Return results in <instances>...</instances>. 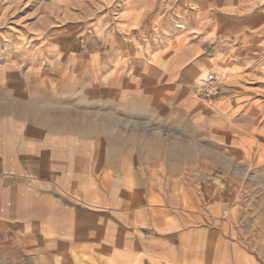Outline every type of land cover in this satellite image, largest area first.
Wrapping results in <instances>:
<instances>
[{
  "label": "crops",
  "instance_id": "1",
  "mask_svg": "<svg viewBox=\"0 0 264 264\" xmlns=\"http://www.w3.org/2000/svg\"><path fill=\"white\" fill-rule=\"evenodd\" d=\"M205 35L193 45L227 67L217 102L226 111L238 103L242 112L264 113L260 51L245 56L241 49L223 52L231 36H223L222 45L223 39L214 43V25ZM207 36L212 40L204 41ZM98 68L91 83L80 81L83 71L67 75L52 66L48 73L66 75L0 84V126L15 130L17 125L16 133L0 137V249L6 253V242L15 251H30L24 258L10 252L0 264H264L240 236L242 225L217 215L230 202L234 217L232 202L243 196L231 177L193 184L186 178V164L170 161L165 139L172 133H158L150 111L146 120L152 131L140 133L135 127L122 129V114L107 108L137 107L139 97L123 98V81L139 85L151 67L118 66L105 77ZM12 85L18 86L14 93ZM107 85L109 99L98 93ZM17 92V102L11 103ZM91 115L104 127L113 120V131L92 133ZM130 116L134 121L133 109ZM219 167L230 172L235 164L217 158L214 168ZM251 185L247 196L264 202V180L255 178ZM209 190L211 210H205L202 192ZM196 192L202 193L199 198ZM13 234L16 242L9 239Z\"/></svg>",
  "mask_w": 264,
  "mask_h": 264
},
{
  "label": "rangeland",
  "instance_id": "2",
  "mask_svg": "<svg viewBox=\"0 0 264 264\" xmlns=\"http://www.w3.org/2000/svg\"><path fill=\"white\" fill-rule=\"evenodd\" d=\"M20 1L0 0V84L56 80L55 76L81 71L80 81L91 83L97 80L100 65L103 77L118 66L151 67L139 85L123 81V98L139 97L137 107L123 104L107 108L122 114V129L135 127L140 133L152 131L146 120L150 111L158 133H172L165 139L170 143V161L185 163L186 178L193 184L231 177L242 188L243 196L232 202L234 217L230 202L221 205L217 215L242 225L245 233L240 232V236L249 240L250 251L264 260V202L245 193V189H254L253 179L264 180V113L242 112L238 103L226 111L217 102L220 96L203 99L198 85L201 77L216 72L225 86L227 67L223 59L219 64L193 45L214 25V43L223 39L222 45L226 40L223 36H231L223 52L241 49L245 56L258 50V57L264 58V0H30L27 6ZM16 6L20 9L13 14ZM240 37L247 41H239ZM211 40L212 36L204 38ZM234 42L238 43L234 46ZM52 66L61 67V73L66 74L48 73ZM107 87L98 93L104 92L109 99ZM17 88L10 86L11 93ZM17 94L11 96V103L17 102L18 98H13ZM147 101L156 104L148 106ZM131 109L136 114L134 121ZM14 113L17 118L18 113ZM103 123L91 115L92 133L103 128L110 133L116 125L109 119L105 127ZM13 126L15 130L1 124L0 137L16 133L17 125ZM217 158L233 162L235 168L230 172L214 168ZM202 193L204 209L211 210L213 193ZM202 193L196 192L197 197ZM9 239L18 240L14 234ZM2 245L7 250L0 249V259L10 252L20 258L30 255L27 250H13L9 243Z\"/></svg>",
  "mask_w": 264,
  "mask_h": 264
},
{
  "label": "built area",
  "instance_id": "3",
  "mask_svg": "<svg viewBox=\"0 0 264 264\" xmlns=\"http://www.w3.org/2000/svg\"><path fill=\"white\" fill-rule=\"evenodd\" d=\"M224 86L222 77L216 72L204 74L199 82V95L205 100H212L220 96Z\"/></svg>",
  "mask_w": 264,
  "mask_h": 264
},
{
  "label": "bare ground",
  "instance_id": "4",
  "mask_svg": "<svg viewBox=\"0 0 264 264\" xmlns=\"http://www.w3.org/2000/svg\"><path fill=\"white\" fill-rule=\"evenodd\" d=\"M22 1V2H21ZM20 2H19V4L21 3V4H23L24 6L26 5H28L29 3H30V0H21ZM22 8V7H21ZM20 9V7H18V6H16L15 7V10L16 11H14L13 12V14H15L16 12H17V10H19ZM62 19V18H61ZM58 20V19H57ZM59 21V20H58ZM69 73V72H68ZM199 85V84H198ZM259 89V88H258ZM258 143V142H257ZM257 153V152H256ZM255 158V157H254ZM226 166V165H225Z\"/></svg>",
  "mask_w": 264,
  "mask_h": 264
}]
</instances>
